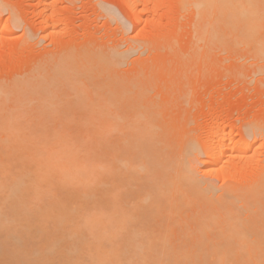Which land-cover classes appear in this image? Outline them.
<instances>
[{"label":"bare ground","instance_id":"6f19581e","mask_svg":"<svg viewBox=\"0 0 264 264\" xmlns=\"http://www.w3.org/2000/svg\"><path fill=\"white\" fill-rule=\"evenodd\" d=\"M121 2L128 7L130 0ZM181 4L196 18L205 44L219 50L249 42L252 57L264 63V0ZM137 8H129L135 19ZM4 35L0 30V40ZM89 58L77 67L78 58L61 65L56 80L76 98L69 102L65 95L56 103L67 113L57 110V90L40 108L60 111L65 120L58 127L21 120L31 98L0 107V264H264V173L244 187L217 188L198 177L200 166L209 164L204 170L233 178L221 161L249 154L247 138L235 141L232 130L215 129L214 149L211 141L203 148L207 161L187 138L182 150L167 153L138 93H112L107 100L117 99L106 107L100 90L85 84L104 63ZM54 115L50 119L58 120ZM196 231L200 239L192 237Z\"/></svg>","mask_w":264,"mask_h":264},{"label":"rangeland","instance_id":"374dc122","mask_svg":"<svg viewBox=\"0 0 264 264\" xmlns=\"http://www.w3.org/2000/svg\"><path fill=\"white\" fill-rule=\"evenodd\" d=\"M141 1L130 0L127 7L121 0H0V30L5 32L0 40V107L14 105L23 97L31 98L28 109L20 112L21 120L46 121L58 127L65 120L62 115L69 110L58 106L65 95L69 102L75 97L70 87L63 88L57 81L61 65L63 68L77 58L78 62L95 58L96 64L103 59V67L93 75L94 81L86 76L90 81L85 79V84L99 89L106 100L112 93L114 97L120 92L138 93L149 122L155 120L160 125L158 128L153 123L155 133L159 131L156 135L159 134L160 146L161 138L167 153L176 154L182 150L181 143L189 139L200 149V160L207 161L205 144L211 141L208 145L214 149L216 131L232 130V140L247 138V144L242 143L249 151L231 160L227 155L223 157L220 166L231 171L233 178L223 177L221 172H216V177L207 171L209 164L200 166L198 177L201 175L203 182L217 188L256 185L264 173V63L252 57L253 44L233 41L218 50L199 38L200 25L183 8L181 0ZM133 6L140 7L136 9L137 19L130 13ZM80 62L73 66L82 65ZM50 90L56 96L61 94L55 97L57 102L53 101L61 117L57 116L60 111L54 115L40 110ZM114 101L107 100L106 107ZM46 112L49 119L54 115L58 120L50 119L53 122L49 123ZM76 115L77 121L80 117ZM196 232L192 237L200 239L203 233ZM201 237L204 241L206 235Z\"/></svg>","mask_w":264,"mask_h":264}]
</instances>
